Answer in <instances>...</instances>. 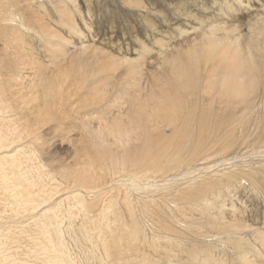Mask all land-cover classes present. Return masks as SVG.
I'll return each instance as SVG.
<instances>
[{"label": "rangeland", "instance_id": "rangeland-1", "mask_svg": "<svg viewBox=\"0 0 264 264\" xmlns=\"http://www.w3.org/2000/svg\"><path fill=\"white\" fill-rule=\"evenodd\" d=\"M69 12L73 14L77 32L70 31L61 22V17ZM260 18H264V0H0L2 74L8 76L12 68L17 76L32 77L35 81L31 84L37 87L41 78L53 72L66 71L74 75L63 84L64 90L58 99L46 102L39 97L18 110L24 120L34 123L30 127L38 136L30 143H18L25 150H31L28 162L31 175L37 177L40 184L51 185L49 188L56 183L60 185L59 196L49 198L33 215L38 217L39 212L53 206V200L67 196L57 208V220L52 224L58 227L72 264H139L143 257L149 259L150 264H166L167 261L202 264V260L208 264H242L239 255L245 248L250 250V257L254 249L260 250L262 258L254 259L264 262V248L254 236L256 230L264 234V104L256 105L247 114L242 127L235 125L229 138L223 135L218 144L212 146L216 148L212 149L215 155L190 162L186 174L179 168L161 180L159 177L149 180L145 184L152 185L145 191L134 192L136 190L125 186V178L98 167H94L92 179L87 180L88 188L72 183L74 176L88 178L87 166L76 164L84 158L78 159L76 154L92 151L89 145L93 133L90 131L99 124L96 113H85L108 107L122 91L120 82L126 73L124 66L112 74L105 89H100L98 103L93 101L81 107V100L92 92V87L107 78V70L102 68L103 58L139 62L143 78L151 84V89H156L171 77L168 63L184 56L193 46L199 47L202 33L211 26H223L217 31L221 38L236 30L235 34L239 33L244 45L250 39L251 26L257 21L261 25ZM46 29L57 31L66 40L49 39ZM254 54L260 63L257 81L262 85L264 57L260 56L264 55V49L257 47ZM30 58L34 63L28 62ZM19 60L26 61L21 70L15 69ZM84 61L96 76L92 79L91 73L88 74V79L82 80L80 88L75 89L77 80L73 79L82 72ZM77 65L80 69L74 71ZM19 84L11 88L16 92L13 96L16 101L30 89ZM260 90L264 96V85ZM42 106L47 114L38 121L37 109ZM115 114L116 109L106 117ZM165 132L169 134V129ZM205 151L199 154L210 152L203 153ZM198 152L194 155L198 156ZM202 181L214 184L204 190L206 200L195 206L186 205L188 202L184 203L181 193ZM126 189L128 195H123ZM72 192L80 193L88 203L96 202L93 215L112 199L110 213L98 221L109 226L112 233L109 229L100 233L98 227L88 222L84 209L74 203ZM95 194L100 195L99 199H94ZM112 210H119V221L113 219ZM8 212L10 215L5 213L7 218L0 220V242L4 241L3 248L9 259L16 257L25 260V264H42L37 252L43 242L38 237V244H35L31 222L26 221L31 214L22 219L10 209ZM209 220L221 224L212 227ZM232 220L237 221L238 227L222 225ZM113 236L121 238L123 259L116 260ZM103 240L108 244L107 251L102 246ZM165 243L167 247L163 248ZM133 244L138 245V250L126 249Z\"/></svg>", "mask_w": 264, "mask_h": 264}, {"label": "bare ground", "instance_id": "bare-ground-1", "mask_svg": "<svg viewBox=\"0 0 264 264\" xmlns=\"http://www.w3.org/2000/svg\"><path fill=\"white\" fill-rule=\"evenodd\" d=\"M260 21V26L259 23L257 24L258 21L256 22L257 25L251 26L250 39L244 45L241 42L239 33L238 35L235 34L236 30L231 35L226 34L221 38L218 36L217 31L223 26H211L207 32L202 33L199 47L193 46V49H189L184 56L168 63L171 67V77L156 89H151V84L143 78L139 62L136 64L127 59L116 57L103 58L102 68L107 70L105 72L107 78L104 80L105 82L95 84L92 87V92L81 100V107L85 108L93 101L98 103L100 89H105L112 74H115L121 66H124L126 73L120 82L122 91L108 107L101 109L99 112L85 113H96L95 119L98 120L99 124L90 131L94 134H92L94 137L91 135L93 141H90L91 144L89 145V148L92 149L89 152L91 155L89 153L76 154L78 159L80 156L84 158L76 164L87 166L88 178L83 179L80 176H74L72 183L88 188L87 180L92 179L93 172L96 170L94 167H98V169L106 170L113 176L125 178V186L131 187L136 190L134 192H137L147 187L150 188L152 183L145 184L149 180L158 179L157 177L161 180V178L168 176L169 172L179 168H183L185 171L182 172L186 174L189 172L187 166L190 162L194 163L197 160L207 158V155L214 154L215 150L212 151V149L215 147L212 146L221 140L223 135L229 138L235 125L242 127L247 114L256 105L264 104V96L260 92V88L264 83L260 85L257 81L260 70L258 65L260 63L257 62L254 54L255 48L264 49V18H260ZM61 22L70 31H78L71 12L61 17ZM45 34L48 35L49 39L58 38L62 42L66 40L64 36L59 35L53 29H46ZM51 45L50 43L49 46ZM260 57L263 58L264 55ZM31 59L28 62L34 63ZM25 63L26 61L19 60L15 69L21 70V66ZM1 68H3V64L0 63V220L7 218L4 214H9V209L15 216L22 219L31 214V218L26 221L31 222L30 226L34 231L32 239L35 244H38V237L43 242L37 252L38 255H41L42 264H72L68 253L64 249L61 233L58 227L52 224L57 220V208L64 199H67V196L57 201L53 200V206L39 212L38 217L33 215L45 205L49 198L59 196L57 192L60 185L56 183L54 187L49 188L51 185L44 182L40 184L38 178L31 175L32 170L28 165L31 150H25L18 143H30L33 138L36 139L38 136L33 133L32 127H30L34 123L24 120L18 110L21 105H27L34 100H38L39 97L40 100L45 98L46 102L54 101L55 98L58 99L60 92L64 90L63 84H66V80L74 75L67 74L66 71L53 72L47 77L41 78L39 88L37 85L31 84L35 81L32 77L26 79L17 76L12 68H10V71H12L9 74L10 76H4ZM79 69L80 66L77 65L74 71ZM90 73L93 79L96 73L84 61L82 72L76 74V78L73 79L77 80L75 89L80 88L82 80L86 81L88 79L87 75ZM262 79L264 80V74ZM19 83L25 85L22 88L30 89L21 94L19 86L17 92L21 94V97L20 101H16L13 97L16 92H12L11 88ZM114 109H116V114L111 118L106 117ZM44 113L47 114L46 109L43 106L38 107L36 114L38 121L41 120ZM166 128L169 129V134H166ZM197 150L199 151L198 154L201 150H206L203 153H206L207 150L210 152H208L209 154H199L197 156L194 155ZM51 181L52 179L49 180V182ZM121 183L125 184L124 182ZM212 183L211 181L195 182L183 190L185 192L181 193V198L185 201L184 203L188 202L186 205L195 206L200 204L202 203L201 200H206L204 195L206 191L204 190L214 186ZM127 189L123 195L127 194ZM72 193L75 199L74 203L84 209V216L88 222H91L95 228L98 227L100 233L107 229L112 233L109 226H103V223L101 225L98 222L108 216V210L113 204L112 199H109L106 205L97 214L93 215L91 212L96 202L88 203L80 193ZM99 197V194L94 195L96 200ZM116 198L114 197V199ZM126 201H124V204ZM145 209L142 210L145 211ZM118 211L112 210L115 221L120 220ZM146 219L149 218L146 216ZM209 223L212 227L221 224L215 220H209ZM225 223L222 225L238 227L235 220ZM50 226L53 227L49 229ZM254 236L264 248V234L256 230ZM6 237L8 236L4 238ZM120 240L119 236H113L112 247L115 250L116 260L123 259L124 252L121 244H119ZM125 240L128 243L129 239L126 238ZM154 241L152 244H154ZM4 244V241L0 242V264H25V260L21 258L15 257L10 260V256L6 253L7 250L4 251ZM102 244L107 251V242L103 240ZM166 247L167 244L163 245V248ZM126 249L135 251V249L138 250V245L133 244L132 247L129 245ZM253 252L252 257H250V250L245 248L243 253L239 255L241 263L264 264L263 261H255L256 257L261 259L263 256L260 250L254 249ZM150 263L149 259L143 257L139 264ZM166 264L181 263L167 261ZM202 264H208V262L202 260Z\"/></svg>", "mask_w": 264, "mask_h": 264}]
</instances>
